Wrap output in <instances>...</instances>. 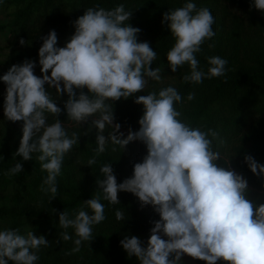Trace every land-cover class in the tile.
Instances as JSON below:
<instances>
[{
    "label": "clouds",
    "instance_id": "clouds-1",
    "mask_svg": "<svg viewBox=\"0 0 264 264\" xmlns=\"http://www.w3.org/2000/svg\"><path fill=\"white\" fill-rule=\"evenodd\" d=\"M252 7L264 14V0H253ZM131 17L132 11L124 4L111 10L99 5L87 7L73 22L75 32L64 47H57L55 30L43 38L38 50L42 77L34 74L36 64L27 59L0 76L6 85L4 116L11 122H23L16 156L30 161L38 154L41 171L47 173L40 191L50 195L49 202L57 195L64 158L78 144L80 134H69L57 118L62 109L45 85L54 87L58 98L67 95V120L80 127L89 124L85 135L96 130L97 147L87 167L97 163L96 156L106 151L109 142L123 149L133 141L146 146L147 155L133 165L130 178L118 184L112 164L102 165L104 178L95 181L102 196L83 201L71 216L66 210L59 214L60 228L74 230V247L67 254L78 253L83 242L92 241L93 227L106 219L101 198L115 205L120 203L118 193L126 192L135 196L142 208L151 206L160 217L150 230L146 247L136 236L120 241L128 257H136L138 264H180L183 256L205 264H264V204L257 206L247 198L248 181L242 175L217 165L223 158L214 142L225 144L219 131L193 127L181 119L176 105L182 103V96L176 87L139 96L134 101L143 106L139 130L129 129L126 138H122L123 133L117 135L121 126L114 123V102L144 92L149 79H163L162 69L152 68L156 51L148 42H138L141 29L129 24ZM161 23L167 24L174 39L166 54L171 72L188 66L183 83L198 85L226 75V59L208 57L206 72L197 59L201 46L215 36V18L209 8L197 7L189 0L164 13ZM19 43L24 46L26 41ZM194 98V92L187 96L188 101ZM46 114L54 117L52 123ZM109 127L113 131L106 137ZM244 162L253 175L264 177V165L250 155ZM22 172V164L16 162L5 175ZM115 217L125 220L119 209ZM61 239L73 237L64 231ZM48 245L44 235L33 231L0 230V264H36L40 248Z\"/></svg>",
    "mask_w": 264,
    "mask_h": 264
},
{
    "label": "trees",
    "instance_id": "trees-1",
    "mask_svg": "<svg viewBox=\"0 0 264 264\" xmlns=\"http://www.w3.org/2000/svg\"><path fill=\"white\" fill-rule=\"evenodd\" d=\"M186 2L189 0H0V76L12 65H19L27 59L36 64L34 74L42 77L38 50L51 30L57 33V47H64L75 32L73 22L84 14L87 7L99 5L111 10L124 4L126 10L132 11L129 24L141 29L138 42H148L156 51L152 68H161L163 79H149L144 92L114 102V123L121 126L117 135L123 133L122 138H126L129 129L139 130L143 106L134 102L139 96L158 92L167 86L176 87L182 96V103L176 105L182 113L181 119L193 127L219 131L225 144L220 146L216 141L214 147L221 152L223 161L229 162L217 161V165L230 167L242 175L248 181L247 198L259 206L264 204V177L253 175L244 157L250 155L264 165V14L252 7L253 0H190L197 7L209 8L215 18V36L206 41L197 54L200 67L206 72L209 67L207 58L212 56L228 61L225 76L205 79L195 85L182 82L183 74L189 70L187 65L176 73L168 67L166 54L174 39L167 24L161 23L164 13ZM21 39L26 41L24 46L19 43ZM45 88L62 109L57 118L65 123L69 134H80L79 142L65 156L61 175L57 177V195L49 202L50 195L40 191L47 173L41 171L36 159L38 154H33L30 161L16 156L23 122H11L5 118L6 85L0 83V219L8 223L7 229H19L21 234L33 231L37 236H45L49 245L40 248L36 264H138L136 257H128L120 241L125 236H136L146 247L150 230L160 217L151 206L142 208L131 193H118L120 203L115 205L101 198L106 219L93 227V240L83 242L78 253L67 254L74 247V230L60 228L58 221L63 210L71 216L83 201L93 195L102 196L95 182L104 178L100 172L102 165L112 164L117 183H122L133 175V165L142 162L147 155L146 146L133 141L123 149L109 142L106 151L96 156L97 163L87 167V161L95 155L97 147L96 130L85 135L89 124L80 127L67 120L64 111L67 95L58 98L54 87L45 85ZM83 91L87 94V89ZM190 92L195 93V98L188 101ZM79 94L77 90V96ZM53 121L54 117L48 115V122ZM111 131V127L106 128L104 135L107 137ZM16 162L22 164L23 172L6 176L5 172ZM117 209L124 212V221L116 219ZM64 231L73 239L62 240Z\"/></svg>",
    "mask_w": 264,
    "mask_h": 264
},
{
    "label": "rangeland",
    "instance_id": "rangeland-1",
    "mask_svg": "<svg viewBox=\"0 0 264 264\" xmlns=\"http://www.w3.org/2000/svg\"><path fill=\"white\" fill-rule=\"evenodd\" d=\"M2 85H4L3 82H0ZM0 93H1V89H0ZM8 227V223L4 220L0 219V230H4L7 229ZM180 264H196L192 258L188 257V256H183L181 259Z\"/></svg>",
    "mask_w": 264,
    "mask_h": 264
}]
</instances>
